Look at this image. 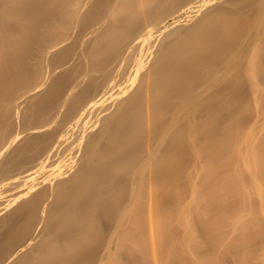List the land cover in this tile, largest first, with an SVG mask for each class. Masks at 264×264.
Instances as JSON below:
<instances>
[{
  "label": "bare ground",
  "instance_id": "6f19581e",
  "mask_svg": "<svg viewBox=\"0 0 264 264\" xmlns=\"http://www.w3.org/2000/svg\"><path fill=\"white\" fill-rule=\"evenodd\" d=\"M0 264H264V0H0Z\"/></svg>",
  "mask_w": 264,
  "mask_h": 264
}]
</instances>
